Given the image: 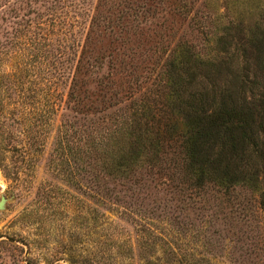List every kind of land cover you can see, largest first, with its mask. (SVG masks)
Segmentation results:
<instances>
[{
    "label": "rangeland",
    "instance_id": "1",
    "mask_svg": "<svg viewBox=\"0 0 264 264\" xmlns=\"http://www.w3.org/2000/svg\"><path fill=\"white\" fill-rule=\"evenodd\" d=\"M258 29L264 30V0H0V52L8 40L28 35L23 41H37L42 32L54 48L50 57H0V92L4 73L14 72V65L20 88L11 84L10 92L24 94L30 107L25 120L16 114L0 120V264H173L149 230L166 232L158 222L165 217L187 231L197 251L213 254L210 263L195 264H264L259 197L239 192L229 203L210 195L180 203L175 184L156 170L174 159L177 149L170 145L185 132L175 113L163 111L169 103L166 64L184 49L224 59L219 38L230 34L245 41ZM86 42L98 60L87 66V91L96 92L97 80L106 84L114 76L122 84L111 102L116 106L105 111L106 99L96 116L67 105ZM47 75L61 79L48 82ZM99 121L110 128L105 144L116 148L90 168L87 142L79 140ZM117 137L139 144L141 156L129 174L119 166ZM65 154L73 157L70 166Z\"/></svg>",
    "mask_w": 264,
    "mask_h": 264
},
{
    "label": "trees",
    "instance_id": "2",
    "mask_svg": "<svg viewBox=\"0 0 264 264\" xmlns=\"http://www.w3.org/2000/svg\"><path fill=\"white\" fill-rule=\"evenodd\" d=\"M36 27L43 30L40 25ZM93 31L92 29L91 32ZM42 33L41 36L37 35V41L31 39L30 42L23 41L28 35L19 36L21 39L8 40L3 46L5 49L0 52V57H4L8 62L16 57H50L54 49L53 43L46 32ZM218 44L219 52L225 54L224 59L201 58L184 49L180 57L166 64L165 93L169 103L163 111L170 115L175 113L185 132L176 141H171L170 147L175 145L177 149L173 154L174 159L165 163L164 167L157 166V174L159 177L165 176L169 185L175 184L173 186L177 189L180 203L186 199L201 202L203 199L206 200L207 195L229 203L237 199V193L243 192L251 197L254 195L259 197L261 204L258 209L263 210L264 93H260V89L264 81L261 76L264 71V30L258 29L245 41L236 35L232 38L229 34L226 38H219ZM93 47L87 42L80 47L79 59L67 93V105L70 110L83 116H96L103 112L100 106L106 104V99L109 106L104 109L105 111L111 105L116 106L117 103L111 102L116 100L118 90H121V82L117 84L119 80L115 82L114 76L112 81L106 80L108 82L106 84L97 80L96 92L91 94L87 91V82L84 79L89 70L87 66L91 61H98L93 57ZM12 68L14 72L8 68L10 72L3 75L5 81L2 84L4 89L0 92V120H14V114L22 116L25 120L30 107L25 105L27 98L24 94L22 96L18 91L10 92L11 84L15 89L20 88V82L14 80L19 71H15L14 65ZM254 70L260 75L257 76ZM60 79L59 76L48 75L45 78L48 82L56 83ZM119 113L115 120L121 118L122 113ZM26 123H30V127L35 126L30 120ZM97 123L94 122L83 130V138L79 140L87 142L90 168L91 163L99 160L103 153H111L113 148H116L105 144L108 136L105 133L110 128L101 127L102 121ZM168 124L165 123L164 129L170 134V130H167ZM59 133V136L63 134L62 131ZM108 140L111 141L110 138ZM114 141L119 144L117 151L121 159L119 166H126L125 170L129 174L132 172V164L141 156L139 144L133 138L117 137ZM59 144L65 145L61 137L58 140ZM121 147L123 149L119 150ZM55 150L57 152V148ZM65 155L64 164L70 166L73 157ZM116 161L118 166L119 159ZM154 164L156 163H152ZM92 182L90 183L94 186ZM135 215L132 212V216ZM158 222L163 224L167 231L151 227L150 235L169 251L173 264H195L202 261L210 263L214 259L213 254L209 252L205 253L210 256L207 257L197 251V245L193 241L194 244L191 243L186 230L174 226L166 217ZM174 223L176 225L177 222ZM200 257L202 260L198 261Z\"/></svg>",
    "mask_w": 264,
    "mask_h": 264
},
{
    "label": "water",
    "instance_id": "3",
    "mask_svg": "<svg viewBox=\"0 0 264 264\" xmlns=\"http://www.w3.org/2000/svg\"><path fill=\"white\" fill-rule=\"evenodd\" d=\"M3 204H4V198H0V210L2 209L3 207Z\"/></svg>",
    "mask_w": 264,
    "mask_h": 264
}]
</instances>
